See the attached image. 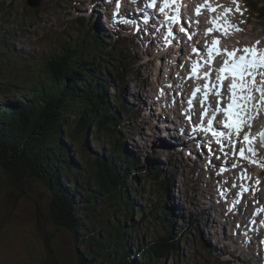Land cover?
<instances>
[{"label": "rangeland", "instance_id": "obj_1", "mask_svg": "<svg viewBox=\"0 0 264 264\" xmlns=\"http://www.w3.org/2000/svg\"><path fill=\"white\" fill-rule=\"evenodd\" d=\"M77 1L81 0H39L38 6L31 7L26 4V0H0V34L10 58V66L1 73L3 78L10 83L11 87L30 90L27 88L29 86L27 72L33 70V65L38 60L56 54L62 46L91 52L95 46L92 48L89 46L94 43L92 36L96 35L107 50V53L103 52L96 56L101 68L105 69L103 76L115 75L114 71L118 67L125 68L127 71L123 76L125 83L118 89L113 87L108 91L109 99L115 101L112 106H120L126 111V115L122 117L124 129L117 132L115 137L125 138L119 147L120 156L117 155L119 156L117 164L122 166L126 160L133 162L135 167L131 173L136 177L133 179L134 188L142 191L145 197H140L138 194L141 199L135 195L132 197L130 186L124 183L120 186L112 183L108 186V192L115 194L119 188L121 191L125 189L131 199L138 200L137 207L145 206L144 210L147 211L152 209L158 200L156 205L158 211L154 212L155 216L152 217L153 219H145L142 224V227L150 225L153 229L141 228L138 232V241L132 235H128L131 239L129 244L132 245L130 251L134 252V248L139 244L147 245L164 236L170 228L174 234L181 235L176 244L178 251L164 261L151 264H227L223 261L225 259H232L234 262L231 264H242L238 263L234 257L237 253L231 254L226 248H224L225 251L223 250L225 243L233 239L228 235V228L230 225L234 228L239 222L235 212L225 210V206L230 209L232 207L221 203L222 209L218 205L220 203L214 202L216 188L215 191L211 190L210 186L205 184V181L208 182V173L198 168L195 170L189 160L177 155L175 151L161 149L162 144L158 141L159 130L150 120L156 118L152 109L145 110L144 115L140 116L137 106L133 104L135 101L139 102L141 97L145 102H148V97L151 100L156 98L160 90V87H157V84L160 85L159 80H156L158 74L153 76L156 71L154 68L156 61L150 56L146 58L137 42L133 38H128L131 36H127V30L119 37L120 39H117L109 35V32L97 23V18L92 24L91 18L87 19L79 15L91 16V12L85 10L89 4L88 0H83L81 5ZM92 6V4L89 5V8L91 9ZM245 10L249 12L247 5ZM93 13L97 12L93 11ZM261 16L262 18L260 14L256 16L253 13L250 17L246 14L242 18L246 24V32L244 36L241 35L242 40L248 37L255 39L264 36V14ZM79 17L86 18V23L78 24L76 18ZM82 42L84 44H81ZM23 61L27 62L25 65L28 66L27 72L22 69ZM87 66V69L91 68L90 65ZM144 85H148L149 96ZM155 87L157 90L154 89ZM31 96L28 94L29 98ZM7 97L14 98V94L9 93ZM132 106L136 107L135 112ZM164 127L167 128L168 125ZM93 129V125H90L86 136L63 139V143L68 145L70 151L67 154L75 163H80L77 160V152L83 158L81 163L86 162L87 156L93 158L94 153L103 155L105 160L109 158V147L105 145L104 133H101L102 137L98 135L99 149L91 143L90 135L95 133ZM165 136L167 140L174 143V135L166 133ZM75 146L78 147L77 150L74 149ZM262 152L264 153V149ZM113 156L111 158H114ZM261 156L257 159L261 167L259 170L264 168V158ZM153 162H159L161 167L154 166ZM147 168L160 172L162 175L160 180L165 182L163 188L155 182H148L147 179L140 177L144 175L143 170ZM221 168V165H217L216 171H221ZM222 171L226 174V169ZM200 174L203 177L199 176ZM66 179L62 177L59 183L61 185L66 183ZM222 180L223 176L217 180L216 184ZM89 182H92V178ZM76 183L78 184V181ZM125 192L123 191V194ZM76 193L85 197L80 190ZM103 198L99 196L97 201L96 209L99 217L98 220L95 219L102 223L107 221L109 216L108 206ZM123 198L125 199V194ZM50 202L51 191L40 181L26 176L18 182L0 165V264H79L78 253L84 251L79 243H81V235L84 236V234L79 230L72 232L54 224L49 219ZM74 203L77 204V207L73 209L74 217L81 218L79 211L81 204L77 200ZM136 210L131 214L135 227L140 221ZM164 210H170V216L164 215L162 213ZM191 214L196 216L198 222L190 217ZM156 216L157 219H154ZM246 216V214L243 215V217ZM145 217H147L146 214ZM116 219L125 226L130 225L128 221L123 223L121 216L116 215ZM167 219L170 223L172 222L170 226L166 225ZM164 223L166 226H163ZM100 226L97 223L95 229L99 230ZM163 227L167 229L164 230ZM192 229L198 232H191ZM102 233L101 231L100 234ZM106 233H109L111 237L114 236V230L106 229ZM88 241L92 242L84 236L82 242L85 244ZM96 250L98 249H94ZM216 251H220L221 255H217ZM253 253L256 255V251ZM239 256L242 260L246 259L245 254L240 253ZM130 257V261L137 258V256ZM261 261L262 257L257 263L263 264Z\"/></svg>", "mask_w": 264, "mask_h": 264}, {"label": "trees", "instance_id": "obj_2", "mask_svg": "<svg viewBox=\"0 0 264 264\" xmlns=\"http://www.w3.org/2000/svg\"><path fill=\"white\" fill-rule=\"evenodd\" d=\"M251 7L260 16L264 14V0H254ZM93 42L89 46H95L91 52L62 46L56 54L38 60L29 72L28 66H25L27 62L23 61L22 69L29 73L27 88L30 90H21L11 87L1 74L10 66V58L0 34V96L6 95L0 98V165L18 182L28 176L44 184L51 191L49 219L72 232L81 231L87 240L92 241L84 244V236L81 235V243H78L84 251L78 253L79 264H151L164 261L178 251L176 244L180 240V234H174L169 228L168 232L164 231V236L147 245L136 246L134 252L130 251L132 245L129 244L131 239L128 237L132 235L138 241L141 228L153 229L150 225L142 227V224L145 219H153L154 212L158 211V200L147 211L144 210L145 206L137 207L138 200L131 199L125 189L121 191L119 188L115 194L108 192V186L112 183L118 186L124 183L130 186L132 197H143V192L134 188L133 179L136 177L131 173L135 167L133 162L126 160L122 166L117 164L119 147L125 138L115 137L117 132L124 129L122 117L126 115V111L120 106H112L115 101H111L108 96L110 88L118 89L125 83L123 76L127 71L118 67L114 71L115 75L104 77L105 69L101 68L96 56L107 53V50L97 36L93 37ZM87 65L91 68L87 69ZM9 93H13L14 98L7 97ZM28 94L32 96L29 98ZM90 125L94 127L95 133L90 138L96 149H99L98 135L104 133L109 158L105 160L103 155L94 153L93 158L85 156L86 162L81 163L83 158L77 152L80 163H75L68 156L70 151L63 139L86 136ZM77 148L74 147L76 150ZM153 165L161 167L159 162H153ZM143 171L141 178L164 187L165 182L160 180V172L148 168ZM62 177L67 179L61 185L59 179ZM78 190L85 197L77 194ZM99 196L104 197L108 206V220L103 223L95 220L99 217L96 209ZM76 200L81 204V218L74 217ZM134 210L140 220L136 227L131 219ZM162 213L170 216V210ZM116 215L123 218V223L128 221L130 225L121 224ZM97 223L101 225L99 230L95 229ZM169 224L172 222L167 219L166 225L170 226ZM106 229L114 230V236L106 233ZM130 256L137 258L130 261Z\"/></svg>", "mask_w": 264, "mask_h": 264}, {"label": "snow or ice", "instance_id": "obj_3", "mask_svg": "<svg viewBox=\"0 0 264 264\" xmlns=\"http://www.w3.org/2000/svg\"><path fill=\"white\" fill-rule=\"evenodd\" d=\"M150 7H154L155 3L149 5ZM167 0H165V4L160 8L161 12H164L165 8L168 7ZM197 13L199 14L200 9L197 8ZM229 11V10H226ZM237 11L239 9L237 8ZM235 30L239 31L240 29L237 28L235 25L231 26ZM213 29L206 30V34L208 32H211ZM181 31H185V29L182 27ZM171 35V32L169 33ZM227 33H225L226 35ZM191 39V37H189ZM259 44V41L256 42ZM216 44H218V40L214 39L212 42V45L208 46V59L205 61V63L211 64L214 60V57L216 55L220 54H226L229 59H226L223 63V65L219 69L220 75L217 76V80L222 84L224 74L229 73L233 77V84L229 86V91L231 92L232 96L231 99L233 100V103H230L228 105L227 109H220L217 108L216 111H225L226 117H228L229 121L225 124V126L229 129H234L239 135V133L243 129V125L247 122H250L253 117L246 111L247 107L251 105L252 107L256 108L257 111L259 110V105L261 102H264V50H259L255 45L252 47L245 46L244 48H235L229 51L228 49H219L217 47H214ZM194 52L197 51V49H193ZM241 52L242 54L239 56H236L235 53ZM260 70V71H258ZM197 72V66L196 62L193 64V74ZM211 72H205L204 76L205 78L210 77ZM259 75L261 84L255 83L256 76ZM247 77H251L252 80L249 81L246 79ZM239 81V83H237ZM208 84H205V88H208ZM236 89H240V92H237ZM253 90L260 93V100L256 101L255 104L252 102L255 100V97L252 95ZM247 93L246 95L244 93ZM217 95H219V92H217ZM195 96V93L193 94ZM207 96V93H205V97ZM240 100L241 104H235L236 100ZM191 100L189 101V104H191ZM235 108V111H232V109ZM215 117H213L214 119ZM209 123L211 124L212 121L210 120ZM250 126V123H249ZM214 135H220V133H214ZM244 141L251 143L250 136L248 133L244 134ZM261 142L264 143V133H261ZM251 151L252 149L249 148ZM240 156H244V149H240Z\"/></svg>", "mask_w": 264, "mask_h": 264}, {"label": "bare ground", "instance_id": "obj_4", "mask_svg": "<svg viewBox=\"0 0 264 264\" xmlns=\"http://www.w3.org/2000/svg\"><path fill=\"white\" fill-rule=\"evenodd\" d=\"M28 5V4H27ZM36 6V3L34 2V5H32L31 7H35ZM95 14V13H94ZM163 26H164V28H166L167 26H166V24H163ZM141 30V29H140ZM146 30H147V28H146ZM138 33H140L139 32V30H138ZM236 38H239V37H242L241 35H237L236 34ZM153 37H154V39H156V40H159L160 42H162V44H163V34H161V33H156V34H154L153 35ZM252 39H250V37H248L247 39L245 38V40H243V44H246L247 42H250ZM256 41V40H255ZM125 69V68H124ZM124 69L122 68V70L124 71ZM152 69V68H151ZM154 70V69H153ZM125 72V71H124ZM178 76L181 78V79H184V77H185V74L182 72V71H178ZM154 80V79H153ZM156 80H159V83H160V85H165V86H162V87H160V90H159V92L157 93V95H156V98L157 97H159V99H160V102H164L165 104H167L168 103V100H169V89H168V86L166 85V83L161 79V77L159 76V74H158V79H156ZM148 102H145L144 101V98L143 97H141L140 98V100H139V102H134L133 104H135L136 106H137V109L139 110V114H140V116H142V115H144V112H145V110H147V109H150L151 107L150 106H146V104H147ZM139 106H141V108H139ZM133 107V112H135L136 111V107L135 106H132ZM135 108V109H134ZM252 117H253V119H251V121L253 122V123H256V122H258V121H260V120H262L261 119V115H262V112L261 111H256V112H254V109H253V107H251L250 106V108L249 109H247L246 110ZM254 112V113H253ZM152 113L154 114V111L152 110ZM177 114H178V108H177V106H176V103H174V106L172 107V108H170L168 111H166L165 113H164V116H163V118H162V116L160 117V118H162V121H163V125H168V127L169 126H175L176 125V123L178 122V124H181L180 123V119H179V117L177 118V120H176V116H177ZM155 115V114H154ZM140 116H137V117H140ZM156 116V115H155ZM157 117V116H156ZM257 127H258V125H257ZM165 129H167V128H165ZM221 131H224V130H222V129H220ZM168 133H170L171 135H173L171 132H168ZM167 138V136H165V139L164 140H158L159 141V143H161L162 145H161V149L163 150H165V149H167V150H170V151H172V152H174V149H173V147H172V144H173V142L171 141V140H167L166 139ZM261 138V137H260ZM250 141H251V143H248V142H245V147L246 148H250V147H252L253 146V144H254V142H255V138H250ZM261 145H263L264 146V143H262L261 142ZM264 148H262L261 146H258L257 147V151L255 152V157L256 158H258V157H260V155H262L261 157L262 158H264V153L262 152V150H263ZM163 150V151H164ZM178 155H180V154H178ZM181 156V155H180ZM215 158V157H214ZM216 159H219L218 158V156H217V158ZM260 163H258V165H256V167H257V169H260L261 167H259L260 165H259ZM264 164V163H263ZM264 166V165H263ZM262 171L264 172V168H262L261 170H259V172H258V174L259 173H262ZM199 176H202L203 177V175L202 174H200ZM213 177V174L212 173H210V181L211 182H208L207 183V181H206V184L208 185V186H210V188H211V190H213L214 189V191H215V188L218 186L217 184H216V182H214L213 180H212V177ZM221 179V178H220ZM232 179H233V177L232 176H229L227 173L226 174H224L223 175V180H222V184L224 185V186H227L231 181H232ZM235 179V178H234ZM208 180V181H209ZM218 180V179H217ZM229 189H231V188H229ZM208 193V192H207ZM216 192H214V197H217L216 196V194H215ZM257 194L259 195V205L264 209V187H261V188H259V190L257 191ZM235 195V194H234ZM211 196V195H210ZM214 200V199H213ZM214 202H217V201H215L214 200ZM223 203H225V202H223ZM217 205V204H216ZM219 205V207H222V209H223V206H222V204L220 203V204H218ZM224 205V204H223ZM225 210L227 211V212H235V215H236V217L239 219V222H238V224L237 225H235L234 226V228H232L231 227V225H230V227L228 228V235L230 236V237H233V239H229V241L228 242H226L225 243V245L226 246H224L223 247V250H224V248H226L227 249V251L229 252V253H231V254H235V253H237V255H234V257L236 258V260L238 261V263L240 262V263H242V264H258L257 263V261H259V259L257 258V249H258V245H259V243H258V241L257 240H254V239H256V237L254 236V235H252L251 234V237H249V238H246V239H244V237L246 236V234H247V229H246V233H244L245 232V227H246V224L243 222V220L245 219V217H243V215H247V213H246V211L245 210H243V208L242 207H232L231 209L230 208H227V206H225ZM226 213V212H225ZM190 217L191 218H193L194 219V221L196 222L198 219L196 218V216H194V215H190ZM218 219V218H217ZM198 222V221H197ZM229 226V225H228ZM218 227V226H217ZM214 228H216V226L214 227ZM224 228V227H223ZM198 232V231H197ZM237 232L239 233L238 235H237ZM234 233L236 234V236H234ZM241 240V241H240ZM240 241V242H239ZM227 245H231V246H227ZM230 249H232L233 250V252H232V250H230ZM225 251V250H224ZM253 251H256V255L253 253ZM239 252V253H238ZM217 255H221V253H220V251H216L215 252ZM240 253L241 254H245L246 255V259L245 260H242V259H240ZM255 256H256V258H255ZM221 258H223V257H221ZM224 261V263H227V264H231V262H234V261H232V259H225V260H223Z\"/></svg>", "mask_w": 264, "mask_h": 264}, {"label": "water", "instance_id": "obj_5", "mask_svg": "<svg viewBox=\"0 0 264 264\" xmlns=\"http://www.w3.org/2000/svg\"><path fill=\"white\" fill-rule=\"evenodd\" d=\"M34 2L36 3V6H38V2L39 0H26V4H28L29 6L34 5Z\"/></svg>", "mask_w": 264, "mask_h": 264}]
</instances>
